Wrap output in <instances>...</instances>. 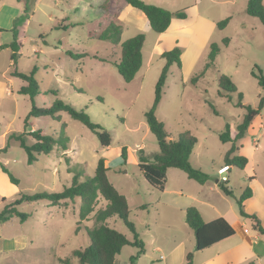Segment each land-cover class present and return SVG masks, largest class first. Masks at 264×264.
Segmentation results:
<instances>
[{"label":"rangeland","instance_id":"rangeland-1","mask_svg":"<svg viewBox=\"0 0 264 264\" xmlns=\"http://www.w3.org/2000/svg\"><path fill=\"white\" fill-rule=\"evenodd\" d=\"M102 1L0 0V45L13 41L17 44L14 65L11 48L0 47V149L5 148L0 150V164L7 163L8 170L19 179V191L58 192L71 183L75 174L72 167L81 172L82 178L91 176L102 157L109 168L108 179L126 196L129 219L144 242V253L135 264H186L188 253L204 250L194 249L193 231L184 220L187 206H196L205 218L215 217L223 209L231 221L241 215L235 200L221 190L211 199L214 207L203 203L199 183L181 169L169 168L162 191L152 188L140 172L138 150L149 157L158 151L145 112L152 105L155 83L165 63L160 54L174 45L182 50L181 68L175 63L169 67L155 116L171 138L185 131L197 138L189 162L213 183L215 178H222L217 168L224 164V154L230 146L218 135L226 124L233 135L245 111L239 104L238 92L242 94L241 104L252 107L257 106L261 94L251 71L256 67L264 69V25L257 17L246 14V0H143L171 11L186 8V18L174 22L170 32L161 35L150 29L137 9L124 7L123 0H109L108 14L123 18L121 41L139 32L145 36L142 66L126 83L114 64L120 58V45L88 36L87 25L98 18ZM226 17L227 24L218 28L217 22ZM225 38L227 43L223 42ZM211 43L219 46V52L213 65L204 70ZM68 52L87 54L75 58ZM14 69L27 75L33 73L38 84V95L34 97L37 106H48L56 98L86 106L91 120L110 132V145L102 146L92 131L65 112L60 113V120L48 115L29 117L24 127L31 99L17 92L24 80L11 74ZM220 75L230 77L237 91L219 89ZM30 130H40L55 139L62 133L68 150L56 145L28 164L25 150L11 135L21 134L31 145L35 139L28 134ZM236 144L240 149L236 153L246 156L248 163L243 169L231 166L224 173V184L239 197L255 171L257 183L250 185L255 195L246 210L257 216L259 212L264 221V107ZM123 146L127 150L125 163L121 157ZM67 165L71 170L67 171ZM80 204L79 197L68 200L62 205V210L67 208L64 213L45 200L19 204V211L33 216L24 221L11 217L5 224L0 223V234L26 233L33 249L4 251L0 264H78L72 251L88 245L86 228L94 225V212L104 207L105 200L98 198L94 210L88 219L81 220L75 233ZM145 204L148 205L142 208ZM243 218L251 231V220ZM106 221L132 239L131 231L120 219L114 216ZM136 252L137 247L125 245L114 264H130L129 257ZM4 254L7 259L2 257Z\"/></svg>","mask_w":264,"mask_h":264},{"label":"trees","instance_id":"trees-1","mask_svg":"<svg viewBox=\"0 0 264 264\" xmlns=\"http://www.w3.org/2000/svg\"><path fill=\"white\" fill-rule=\"evenodd\" d=\"M126 5L132 8H137L145 15L148 25L152 31L161 34L166 31L171 23L173 17L178 19H185L187 14L186 8L171 11L160 5L147 3L143 0H124ZM100 12L96 21L88 23L87 32L91 38L99 40H107L113 44L120 45V58L115 62L118 73L122 79L128 83L130 82L140 67L142 66V46L144 44V33L139 32L135 35L121 41V34L123 29L122 21L117 14L110 15L107 10L110 7L109 0H103L98 5ZM246 14L257 17L264 25V2L263 0H246L245 7ZM229 20L226 17L217 22L218 28H223ZM70 25H73L70 23ZM3 29L0 28V32ZM264 37V34H263ZM228 38L223 40L227 43ZM16 42L13 41L9 45L4 44L0 47H10L12 52L10 59L12 65L15 64L17 47ZM219 52V46L216 43L210 44L208 52V61L205 64L204 70L213 65V61ZM72 57H83L87 53L80 52L73 54L68 52ZM181 54L182 50L178 45H174L170 49L161 52L160 57L165 59L164 66L158 76L154 87V98L152 105L145 112L146 122L149 130L155 135L158 151L152 157L145 154L142 149L138 150V168L142 173L148 184L159 191H162L166 184V172L168 168L174 167L183 170L189 179H193L199 184L207 181L208 175L200 169L193 167L190 162V154L197 138L188 132H181L176 138H171L163 129L162 123L155 116V108L158 106L163 93V87L169 67L175 63L178 68H181ZM102 60V59H101ZM251 71V75L256 79L258 86L261 89V94L258 97L257 106L241 104L242 94L238 92L239 104L244 108L241 122L235 127V133L232 136L229 125L226 124L225 130L219 133V139L222 142H230V146L224 154V164L230 169L231 166L243 169L248 162L246 156L237 154L239 150L236 144L246 133L253 119L258 116L264 107V69L258 67ZM200 72L201 76L204 72ZM12 75L20 76L24 80L17 92L19 94L28 95L31 99V107L24 119V127H26L29 117H39L48 115L56 120L61 119L60 113L65 112L73 119L84 124L90 131H92L98 138L99 143L107 147L111 143L110 132L101 124L91 120L86 111V106L78 107L61 98H56L48 106H37L34 102V97L38 95V84L33 73L24 74L14 69ZM196 77L194 78V80ZM219 89L225 92H236V87L232 83L230 77L226 75L219 76ZM74 88V87H73ZM79 90V89H77ZM221 90H218L219 95H223ZM56 94L55 91H53ZM64 123H62V127ZM35 141L31 145L25 143L21 134L11 135L20 142L27 154V163L31 164L36 160V155L40 153H49L56 145L63 150H67L66 140L63 134L60 133L58 139L51 135L43 134L40 130H31L29 133ZM0 149V150H4ZM126 147H121V157L123 163L126 161ZM152 159V160H150ZM0 168L7 173L10 182L18 185L19 180L6 168L0 164ZM75 170V174L71 178V183L64 186L61 191H47L42 190L36 193H27L18 191L15 198L6 200L1 197L3 207L0 211V223L8 221L15 216L20 221L26 220L31 214L22 212L17 209V206L23 202H34L38 200H46L50 205H57L65 200L81 199L79 205L78 220L74 232L77 233L81 220L88 219V215L94 210L98 198L105 200V205L94 212V225L89 229L86 228L88 237V245L84 248L73 249L72 254L78 259V264H114L115 257L120 253L122 247L125 245H132L137 247V252L129 257V263L135 264L138 257L144 253V242L140 238L139 233L134 228V224L129 219V208L126 196L120 193L115 186L110 182L107 176L108 167L104 164V159L101 157L97 160V164L93 175L82 178L80 171ZM71 170V167H68ZM252 177H249L250 181ZM219 189L227 196L234 197L229 187L224 184V181L218 182ZM252 194V189L247 185L239 197H234L239 207V214L251 220V226L254 230L264 235V225L259 217L253 213H249L244 209V201ZM8 201V202H6ZM148 204L142 205L143 208ZM117 217L125 226L131 231L132 239L114 227L109 226L107 219L110 217ZM184 220L186 224L192 229L195 239L194 249L197 251L203 250L225 238L232 236L235 232L231 224L222 216L216 217L210 221H204L200 211L194 205H189L184 210ZM192 253L186 256V264H192ZM62 263H67L66 260L59 259ZM244 264H254L253 261H248Z\"/></svg>","mask_w":264,"mask_h":264},{"label":"crops","instance_id":"crops-1","mask_svg":"<svg viewBox=\"0 0 264 264\" xmlns=\"http://www.w3.org/2000/svg\"><path fill=\"white\" fill-rule=\"evenodd\" d=\"M263 2H264V0H263ZM125 6H126V3L124 4V7ZM134 9H137V8H134ZM137 10H138L137 13H138L139 17L143 20L146 19L145 15L142 13V11H140L139 9H137ZM130 12H132V11H130ZM132 13H135V12H132ZM182 20L183 19H178V18L176 20L172 19L171 23L168 26V28L166 29V31L161 33V35H164L165 33L170 32V30L172 29L171 25H173L174 22L178 21V23H179ZM121 21L123 23V18ZM146 21H147V19H146ZM35 50L37 51V49H35ZM9 92H11V91H8V93ZM2 164L6 168H8L7 163H2ZM68 167H67V171H68ZM168 170H169V168L167 169V172H168ZM167 172H166V174H167ZM253 174H254L253 176H250V177H252V179H251L252 181L248 180L249 181L248 184H250V185L257 183V176L255 175V171ZM219 181H221V179L215 178L214 182L211 183L207 179V181L205 183L199 184L200 185L199 195H200L203 203L208 204L211 207H214L213 206L214 201L211 199H213V195L217 196L218 191H220V189L218 187ZM229 189L233 192V190L231 188H229ZM18 191H19V182H18V185L10 182L7 173H5L0 168V198L5 197L6 200H12L13 196L16 195ZM261 191H263V193H264L263 189H261ZM254 195H255V192L252 189L251 196L244 201V209L245 210L248 208V203L251 201V199L254 197ZM233 196L236 197L235 195H233ZM234 197H232L233 200H235ZM258 198H259L260 202L262 203V197L259 196ZM67 201L68 200H65V201L60 202V204L51 205V206L56 207L59 210L61 209V213H64V210H67V208L66 209L64 208V210H62L63 209L62 205H63V203H66ZM48 205H50V204L48 203ZM197 209L200 211L199 208H197ZM206 211H207V214H210V211L207 208H206ZM219 212L220 213H218V215L215 217L211 216V217L205 218L203 215V212L200 211L201 216L204 219V221H210V220H212L216 217H219V216L224 217L231 224V226L234 228V230H235L234 234L228 238H225V239L207 247L206 249H204L200 253L193 254L192 264H244L248 261H253L254 264H262V257L264 258V238H262V237H264V235L260 234L256 230L252 229L251 221L249 224V227H251V231H249L248 228L246 227V223L244 221L245 218H243L241 216H235L234 219H232L233 221H231V219L226 214L227 212L225 211V209H223ZM256 214H258L259 219L264 224V221L262 219V215H260L259 212H257ZM31 216H33V215L31 214ZM1 224H5V222L1 223ZM5 234L6 235L0 234V240H1L0 256L2 255V252H4V251L10 252V251H23L26 249H29V250L33 249L32 244H31L33 242L30 241L28 234L23 233V232H17V233L15 232L13 234L5 233ZM19 241H20V245H19ZM38 247H39L38 245H35V248H38ZM2 257L7 259V256L5 254Z\"/></svg>","mask_w":264,"mask_h":264},{"label":"built area","instance_id":"built-area-1","mask_svg":"<svg viewBox=\"0 0 264 264\" xmlns=\"http://www.w3.org/2000/svg\"><path fill=\"white\" fill-rule=\"evenodd\" d=\"M229 168L227 165L222 164L217 168V173L222 176L221 181L227 180V177L224 175L225 172H228ZM163 258L162 255H160V259Z\"/></svg>","mask_w":264,"mask_h":264}]
</instances>
